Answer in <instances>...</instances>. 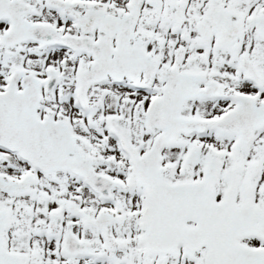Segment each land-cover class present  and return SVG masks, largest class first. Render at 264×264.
I'll return each mask as SVG.
<instances>
[{
    "label": "snow or ice",
    "instance_id": "6c2138e0",
    "mask_svg": "<svg viewBox=\"0 0 264 264\" xmlns=\"http://www.w3.org/2000/svg\"><path fill=\"white\" fill-rule=\"evenodd\" d=\"M0 264H264V0H0Z\"/></svg>",
    "mask_w": 264,
    "mask_h": 264
}]
</instances>
